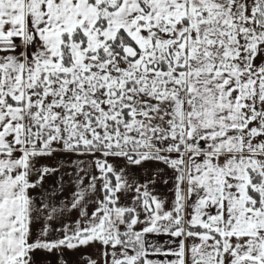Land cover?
Wrapping results in <instances>:
<instances>
[{
  "label": "snow or ice",
  "instance_id": "obj_1",
  "mask_svg": "<svg viewBox=\"0 0 264 264\" xmlns=\"http://www.w3.org/2000/svg\"><path fill=\"white\" fill-rule=\"evenodd\" d=\"M0 264H264V0H0Z\"/></svg>",
  "mask_w": 264,
  "mask_h": 264
}]
</instances>
